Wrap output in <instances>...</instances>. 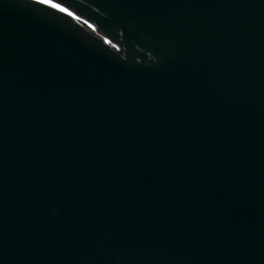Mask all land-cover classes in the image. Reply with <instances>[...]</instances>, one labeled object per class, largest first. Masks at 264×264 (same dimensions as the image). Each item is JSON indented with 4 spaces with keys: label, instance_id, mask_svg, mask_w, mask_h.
Segmentation results:
<instances>
[{
    "label": "water",
    "instance_id": "95a60500",
    "mask_svg": "<svg viewBox=\"0 0 264 264\" xmlns=\"http://www.w3.org/2000/svg\"><path fill=\"white\" fill-rule=\"evenodd\" d=\"M51 1L0 0V264H264V0Z\"/></svg>",
    "mask_w": 264,
    "mask_h": 264
},
{
    "label": "snow or ice",
    "instance_id": "6c2138e0",
    "mask_svg": "<svg viewBox=\"0 0 264 264\" xmlns=\"http://www.w3.org/2000/svg\"><path fill=\"white\" fill-rule=\"evenodd\" d=\"M35 3L43 4V5H49L52 8L59 9L60 12H67V15L72 16L73 14L71 12H68L67 9L61 7L59 4L52 3L51 0H35ZM76 19H79L78 17H74ZM89 27H92L89 25ZM115 47V45H113Z\"/></svg>",
    "mask_w": 264,
    "mask_h": 264
},
{
    "label": "bare ground",
    "instance_id": "6f19581e",
    "mask_svg": "<svg viewBox=\"0 0 264 264\" xmlns=\"http://www.w3.org/2000/svg\"><path fill=\"white\" fill-rule=\"evenodd\" d=\"M52 2V1H51ZM52 3H54V2H52ZM59 10V9H58Z\"/></svg>",
    "mask_w": 264,
    "mask_h": 264
}]
</instances>
